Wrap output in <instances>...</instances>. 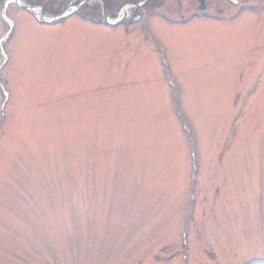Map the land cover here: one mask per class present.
<instances>
[{
	"label": "rangeland",
	"instance_id": "374dc122",
	"mask_svg": "<svg viewBox=\"0 0 264 264\" xmlns=\"http://www.w3.org/2000/svg\"><path fill=\"white\" fill-rule=\"evenodd\" d=\"M160 1L0 17V264H264V0Z\"/></svg>",
	"mask_w": 264,
	"mask_h": 264
},
{
	"label": "flooded vegetation",
	"instance_id": "af4514ba",
	"mask_svg": "<svg viewBox=\"0 0 264 264\" xmlns=\"http://www.w3.org/2000/svg\"><path fill=\"white\" fill-rule=\"evenodd\" d=\"M155 1L156 3H154L156 5L151 7L149 4L152 1L150 2V0H0V6H4V13L7 14V17H9L8 15L11 10L25 15L28 14L31 20L41 22V27L46 29L57 27L60 24L62 26L72 21V19H75L74 14L78 13L85 17H92L96 20L103 21L105 26L101 28L114 31L116 29H127L129 26H134L133 21L136 17L142 20L143 18L149 17L151 13L160 12L158 10H161L163 1ZM195 1L197 2L198 0H187L183 6L181 0H175L180 12L190 11L186 14V16L190 17L189 20L197 19L199 16L198 13L204 16L206 15L205 18L207 20H213L217 13H219L218 15L223 13L222 9L213 8L210 1L206 2V0H201L200 6L198 7H196ZM92 4L94 6L93 8L91 6ZM161 12L177 17V15L167 10L164 11V9ZM62 16H64L62 23L53 26L48 24V22ZM180 17L183 18L184 16ZM200 18L203 19L204 17L200 16Z\"/></svg>",
	"mask_w": 264,
	"mask_h": 264
},
{
	"label": "bare ground",
	"instance_id": "6f19581e",
	"mask_svg": "<svg viewBox=\"0 0 264 264\" xmlns=\"http://www.w3.org/2000/svg\"><path fill=\"white\" fill-rule=\"evenodd\" d=\"M152 26H153V28H156V24L155 23Z\"/></svg>",
	"mask_w": 264,
	"mask_h": 264
}]
</instances>
